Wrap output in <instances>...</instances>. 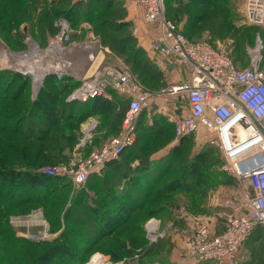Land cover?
Masks as SVG:
<instances>
[{"label":"trees","instance_id":"16d2710c","mask_svg":"<svg viewBox=\"0 0 264 264\" xmlns=\"http://www.w3.org/2000/svg\"><path fill=\"white\" fill-rule=\"evenodd\" d=\"M173 1L178 5L174 19L180 25L185 16L188 20L204 17L205 12H198L196 6L211 7L216 0H168L169 7ZM126 18L124 3L119 0H0V37L15 51H24L26 36L47 48L48 39L59 34L57 22L66 20L74 28L88 21L104 49L110 50L106 52L125 59L146 90L157 92L167 81L132 35V23ZM193 27L187 25L182 31L198 42L190 32ZM245 32L248 36L254 33L245 27L236 36V46L229 48L238 68L244 67L238 66L234 49L243 45ZM246 60L249 62L248 55ZM106 65L111 64L105 61L102 66ZM263 66L264 52L260 65L264 71ZM32 84L29 76L0 68V264H86L96 250L114 262L156 264L154 258L168 240L150 244L145 221L180 209L207 213L214 190L231 180L221 170L224 158L220 149L209 142L199 143L196 134L177 139L172 121L158 113L148 116L144 110L133 146L109 162L102 174L91 175L74 189L69 180L49 176L43 169L69 164L82 135L81 125L93 116L100 117L101 129L94 143L95 150L99 149L105 139L119 132L127 99L110 91V100L69 101L79 81L59 79L56 74L48 75L35 93ZM175 138L166 157L152 159ZM39 205H44L56 236L43 242L14 237L7 223L11 209L36 210ZM141 248L144 252L135 257ZM247 250L249 263L264 264V228L248 239L239 264Z\"/></svg>","mask_w":264,"mask_h":264},{"label":"built area","instance_id":"2783aa9c","mask_svg":"<svg viewBox=\"0 0 264 264\" xmlns=\"http://www.w3.org/2000/svg\"><path fill=\"white\" fill-rule=\"evenodd\" d=\"M136 6L151 31L154 53L176 58L187 70V78L177 84L149 92L137 81L128 66L106 65L98 67L92 75L79 80L69 101L88 102L97 97L111 98L110 91L127 99L120 133L87 157L70 164L47 166L43 172L49 176L69 180L77 188L91 175H100L105 166L136 141V125L140 114L152 107L160 98L173 100L178 107H187V113L175 121L177 138L197 134L205 129L211 135L208 141L221 150L224 163L221 170L240 184V193L223 201L224 211L217 216L222 229L217 231L212 219L192 217L194 228L187 240V252L197 263L239 264L248 239L258 228H264V71L262 44L249 49L250 61L246 68H238L229 49L214 48L206 41L188 39L179 25L166 17L165 0H119ZM245 16L250 24L264 29V0H246ZM61 31L48 45L50 52H73L82 43L72 40L73 29L61 20ZM97 44L99 39L91 34ZM32 41L25 57L39 53V45ZM92 48L94 44L83 43ZM64 45V46H62ZM101 48V47H100ZM102 49V48H101ZM54 72L59 79L75 78L69 63H61ZM36 67L16 71L32 75L33 90L38 91L52 70ZM39 73H42L39 76ZM244 134V136L242 135ZM221 218V220H219ZM161 220L153 217L146 224V237L150 244L163 238ZM100 264L113 263L103 254ZM94 255L87 264L93 261Z\"/></svg>","mask_w":264,"mask_h":264},{"label":"rangeland","instance_id":"374dc122","mask_svg":"<svg viewBox=\"0 0 264 264\" xmlns=\"http://www.w3.org/2000/svg\"><path fill=\"white\" fill-rule=\"evenodd\" d=\"M167 1H165L166 3L165 14L167 13L169 17L175 20L174 15L178 16V14L175 13V11L178 9V5L176 4L177 2L174 3L173 1L172 7H169ZM245 1L246 0H216L213 6L211 7L203 8L201 6H196L198 12L201 13L205 12L204 17L200 18L199 20L190 19L191 20L190 21L188 20L189 18L185 16L183 18L184 20L179 22L180 26L184 28L187 25L191 26V24H193L194 27L190 32L194 33L193 35L196 37V40L206 41V42L209 41L215 47H221V48L224 47L226 49L233 48L232 45H234L235 42L237 43L238 40L236 39V36H238L240 32H244L245 27L250 28L251 30H253L254 33L251 36H248L247 35L248 33L245 32V34L241 36V38L244 40L243 45L241 47H237V48L235 47L236 49H234L235 51L234 53L236 54V56H238L237 58L238 66L246 68L249 63L246 60L247 55L250 61L249 49L254 47L256 45V42L257 41L259 42V40L262 44L261 54L263 59L264 29L259 25L250 24L248 22L244 11ZM124 7L126 11L129 10L127 8L128 5L124 4ZM194 15L195 14H193L191 17L193 18ZM173 20L171 21L177 24V21L175 20L176 21L175 22ZM57 24H59L57 26L58 28L60 27V31H61L60 22L59 23L57 22ZM24 26L25 25H22L21 29L23 28L24 31L26 32V28ZM72 29H73L72 40L74 42L82 43V44L78 46V48H75L73 52H68L66 50L62 51L64 53L62 55L60 53L50 52L48 49L39 46L40 51L38 54L32 57H25V54H27V52L31 50V42H32V39H30L31 36L25 37L24 43L27 42L25 44L26 47L25 49H22L24 51L21 52L15 51L14 49L10 48V46L6 43V41L2 37H0V68L7 67L17 70L20 68L25 69L28 68L29 66L36 67L38 69H42V68L44 69L45 67H48L49 68L48 70L49 71L52 70L53 72L51 74H55L54 73L56 72L55 68L57 67L58 60H60L70 63L71 64L70 69L72 70L74 69L77 71H79L82 68V66L85 63L87 64L88 62L90 66L93 65L92 69L90 70V74H91L93 70L98 66L97 64H95V61L98 59L97 56L100 54L104 55V61L109 62L110 64H115L119 66L125 65L130 68L131 64H129L125 59H123L118 55H114L111 52L110 53L106 52V49H104L105 46L102 45L103 41L101 39H99V42L97 44L95 43V41L92 39L91 36V34L94 35L96 34L94 25H92L88 21H83ZM135 32L136 31H134V29L132 28L133 36H135ZM50 39L51 38L48 39L47 41L48 43L53 41ZM83 43H91L94 44V46L92 48H87L84 46ZM98 57L101 60V56ZM132 73L137 79V81L143 86V88L147 89L145 87L146 84L143 82V80L138 78L135 72L132 71ZM27 76L33 79L32 75H27ZM33 92L35 93L36 91L33 90ZM242 135L244 136V134ZM196 137L198 138V141L203 144L211 139L210 133L205 129H201L196 134ZM229 177L231 178L232 181L230 180V182L228 183L226 182V184L223 185L220 184L213 192L212 199H213V204L215 206L214 212L210 213L209 212L210 210H207V213L199 214V213H193L190 211L180 209L174 212L172 211L171 214H168L166 216L164 215L163 218L160 219L161 229L164 233L163 241L168 240L169 244L167 243V245L163 247L160 253L156 254L154 258L156 260V264H178V262L184 261L183 259L187 258V256L192 259L193 261L192 264H214L213 262L197 263L190 255H187L186 253L187 240L192 234V230H189L187 235L184 236L185 247L182 248L181 246H178L177 243L175 244L173 240L175 239V236L179 234L178 231L176 230L178 229L177 227L180 226L182 223H185L186 219H188L189 216L215 219L219 214L223 213L224 211V208L222 206L223 201L225 199L236 197L240 193V188H241L240 184L236 181L234 177L230 175ZM222 189L223 191H221ZM38 208L39 209L36 210L29 209V207H24L20 209L18 208L11 209V213L8 216L7 223L10 225V228L13 230L14 237L43 242V241H51V239H53L56 236V233H52L50 224L44 213V205L43 206L39 205ZM150 219L151 218L145 221L144 231H146V224ZM219 220H221V218H219ZM218 226L221 228V225L217 224L215 229L217 231H220L222 228L219 229ZM184 249L186 250L184 251ZM143 252L144 249L142 248L138 249L136 252L138 254L135 255V257H138L139 254L141 256ZM99 253L101 252L96 250V252L91 256V258ZM244 254H245L244 256L245 259L243 258L244 261L241 264H256L255 262L249 263L251 260V257L249 256L250 254L249 250H247L246 253L244 251ZM103 255L107 259L112 261L109 256L105 254ZM112 262L123 264L124 260L118 262H114V261Z\"/></svg>","mask_w":264,"mask_h":264},{"label":"crops","instance_id":"0c3cea01","mask_svg":"<svg viewBox=\"0 0 264 264\" xmlns=\"http://www.w3.org/2000/svg\"><path fill=\"white\" fill-rule=\"evenodd\" d=\"M126 5H128L127 8L129 9V10H127L128 12H127V18L126 19H127V21L132 23L133 29H134V31H136L135 37L138 41V44L140 46H142L146 50L148 55L155 60L157 66L159 67V69L161 70V72L163 73V75L165 77V80L167 81V83L163 87L183 82L187 78L186 68L176 58H174V57L166 58V57H163L159 54L157 55L156 53H154L152 51L151 41H152V38L154 37V34L156 32L151 31V28L149 27V25L146 24V22L144 21L141 11L136 6L130 5V4H126ZM180 28L183 29L182 26H180ZM106 51H108L107 48H106ZM101 53H102V51H101ZM98 56H101V60L98 64V66L93 70V72L98 67L102 66V64L105 62L104 61V55L100 54ZM63 62L64 61L58 60V64H57V67L55 68V70L61 69L60 64ZM66 63H68V62H66ZM88 64H89L88 62H87V64L85 63L79 71L74 70V69L72 70L69 68V70L74 74L75 80L79 81L83 77L90 76L93 74V72L90 74V70L92 69L93 65L90 66V64L89 65ZM111 65H115V64H111ZM116 66H119V65H116ZM161 89H159V90H161ZM106 99L110 100L111 98H106ZM175 105L176 104L173 102V100H169L167 103H165V102H163L162 99L158 98L153 102L152 107L150 109H146L145 111H147L148 116L150 114L158 113V114H161V115L167 117L170 121H172L174 123V121L180 115L183 114V111H184V113H187V111H188V108L186 106L185 107H178ZM127 108H128V106L126 104L124 115L127 111ZM181 109H184V110L182 111ZM124 115H123V118H124ZM121 127H122V124H121ZM100 129H101V123H100V117H98V116L90 117L81 125L82 135H81L80 141L76 144V146L74 147V149L71 153L69 164L73 161H79L81 159H84L92 151H95V149H96V147L94 146L95 137L100 133V131H99ZM120 131H121V128L117 134L109 136L98 147L100 148L103 144L109 142L112 138L116 137L120 133ZM175 142H176V138L168 146H166L165 148H163L160 151H158L157 153H155L152 156V159L153 160H157V159L162 160L164 157H166L165 155L169 152V149L173 146V144H175ZM199 143H201V142H199ZM73 188L76 189L74 186H73ZM221 191H223V189ZM214 207L215 206L213 204V199L211 196L209 199V210H210L209 212L210 213L214 212V210H215ZM210 215H213V214H210ZM192 217L193 216H189L188 219H186L185 223H182L180 226L177 227L178 229H176L179 234H177L175 236V239L173 241L175 244L177 243V245L181 246L182 248L185 247L184 236L187 235L189 230H193V228H194ZM211 219H212L211 223H212L213 227L216 228L217 224L221 225L219 221L215 220V219H217V217L215 219H213V218H211ZM218 228L221 229L222 226H221V228L218 226ZM185 250L186 249H184V251ZM186 253L188 255L187 250H186ZM183 260L184 261L178 262V264H192L193 263L192 259L188 256H187V258H185Z\"/></svg>","mask_w":264,"mask_h":264},{"label":"bare ground","instance_id":"6f19581e","mask_svg":"<svg viewBox=\"0 0 264 264\" xmlns=\"http://www.w3.org/2000/svg\"><path fill=\"white\" fill-rule=\"evenodd\" d=\"M36 44V43H35ZM98 58V59H97ZM95 60V64H99V62H100V58L99 57H97ZM42 75V73H39V76H41ZM133 146V145H132ZM102 261H101V258H100V256L99 255H96L95 256V258H93V261L90 263V264H100Z\"/></svg>","mask_w":264,"mask_h":264}]
</instances>
